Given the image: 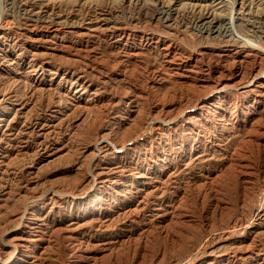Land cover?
I'll use <instances>...</instances> for the list:
<instances>
[{"label":"rangeland","instance_id":"374dc122","mask_svg":"<svg viewBox=\"0 0 264 264\" xmlns=\"http://www.w3.org/2000/svg\"><path fill=\"white\" fill-rule=\"evenodd\" d=\"M0 264H264V0H0Z\"/></svg>","mask_w":264,"mask_h":264}]
</instances>
